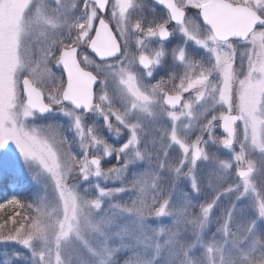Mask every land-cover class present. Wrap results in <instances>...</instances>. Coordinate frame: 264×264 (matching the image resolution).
<instances>
[{
    "label": "snow or ice",
    "instance_id": "snow-or-ice-1",
    "mask_svg": "<svg viewBox=\"0 0 264 264\" xmlns=\"http://www.w3.org/2000/svg\"><path fill=\"white\" fill-rule=\"evenodd\" d=\"M9 143L0 264H264V0H0Z\"/></svg>",
    "mask_w": 264,
    "mask_h": 264
},
{
    "label": "rangeland",
    "instance_id": "rangeland-1",
    "mask_svg": "<svg viewBox=\"0 0 264 264\" xmlns=\"http://www.w3.org/2000/svg\"><path fill=\"white\" fill-rule=\"evenodd\" d=\"M155 134V132H151L149 138L151 135ZM13 163L17 168L22 166V160L20 159L18 150L14 144L9 143L4 152L0 153V204L6 203V201L14 195L27 204L32 201L37 193H40V190L37 185L33 183L29 174L26 171H21L13 167ZM112 163H115V161L113 160ZM108 166L111 165L105 164V167ZM254 176L258 186L264 183V169H261L258 173H254ZM235 179L236 177L233 175L229 178V182L234 181ZM213 182L215 183V181ZM125 199H127V197H125ZM224 203L227 204L228 201L225 200ZM6 208L13 209L14 211L6 213L5 216L4 214H0V225L5 224V221H10V218L16 213H26V209L15 208L14 206H6L3 209H0V212H3ZM16 218L19 219V217ZM10 227H12V225L9 222L5 226V230Z\"/></svg>",
    "mask_w": 264,
    "mask_h": 264
},
{
    "label": "trees",
    "instance_id": "trees-1",
    "mask_svg": "<svg viewBox=\"0 0 264 264\" xmlns=\"http://www.w3.org/2000/svg\"><path fill=\"white\" fill-rule=\"evenodd\" d=\"M12 211H14L13 209H9V208H6V209H4V211L3 212H0V214H4V216L6 215V213H10V212H12ZM1 218V217H0Z\"/></svg>",
    "mask_w": 264,
    "mask_h": 264
}]
</instances>
